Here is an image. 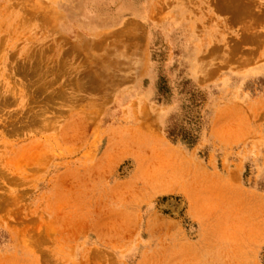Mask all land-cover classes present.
<instances>
[{"label": "rangeland", "instance_id": "374dc122", "mask_svg": "<svg viewBox=\"0 0 264 264\" xmlns=\"http://www.w3.org/2000/svg\"><path fill=\"white\" fill-rule=\"evenodd\" d=\"M0 264H264V0H0Z\"/></svg>", "mask_w": 264, "mask_h": 264}, {"label": "bare ground", "instance_id": "6f19581e", "mask_svg": "<svg viewBox=\"0 0 264 264\" xmlns=\"http://www.w3.org/2000/svg\"><path fill=\"white\" fill-rule=\"evenodd\" d=\"M136 109L138 110V107ZM137 112H139L138 115H141L140 110H138ZM66 128L67 127H65L63 132H64V135L67 137L68 133L66 132ZM116 129H117V127H115V128L111 127L109 129L110 135L112 134L114 136L115 132H117ZM131 136L138 138L136 141H133V142L137 143L136 145L135 144H128L129 148H131L133 150V152L139 151L141 145H148L146 138H143V139L139 138L140 136H138L136 132L135 133L131 132ZM111 147H112V143H109V145L105 151L104 157H107L111 154V152H112ZM125 148H127V147H125ZM175 159H176L175 161H172L173 159L170 158L167 161L162 162V163H166V164H164L165 168L164 167H159V168L148 167L146 169V172H145L142 179L146 183L148 182V184H149L148 187L151 186L152 188H154V190L156 189V190L162 192V191L170 190V187H172V186H174V187L177 186V187L184 188V189H187V188L191 189V188H193V186H195V184H197L195 181H191L195 184H192L190 181H188V179L186 178L187 175L185 174V171H186L185 165H183V163L180 160H178L177 157ZM104 162H105V159H101L98 163L94 162L93 166L92 165H90V167L86 166V168H85L86 171H85V173H83V175H84V177L85 176H88V177H86L84 180L86 181L88 179H92V178L96 177L97 175L95 173H97V171L99 170V167H102L101 163H104ZM176 162H177V164H176ZM142 171L143 170L141 169L140 165L137 166V169L135 170V172H134L135 174L133 175V177H131L129 181L126 180L123 182L125 184H128V182L131 183V181H132V183H134V177L138 176L139 172H142ZM205 180H206V178H199L198 182H200V183L206 182ZM250 197H251V200H259L260 201V199H261V197L255 193L251 194ZM246 201H249V197L247 198ZM159 220H160L159 217L155 218V222H159ZM163 224H166V223L164 222ZM110 229H112V228H110ZM100 233H103V231H100Z\"/></svg>", "mask_w": 264, "mask_h": 264}, {"label": "crops", "instance_id": "0c3cea01", "mask_svg": "<svg viewBox=\"0 0 264 264\" xmlns=\"http://www.w3.org/2000/svg\"><path fill=\"white\" fill-rule=\"evenodd\" d=\"M133 21H134L135 25H137V26H139L140 23H141L140 20H133ZM139 27H140V26H139ZM139 27H136V26H135V28H139ZM140 28H141V27H140Z\"/></svg>", "mask_w": 264, "mask_h": 264}]
</instances>
